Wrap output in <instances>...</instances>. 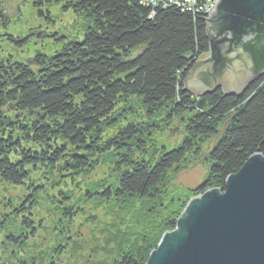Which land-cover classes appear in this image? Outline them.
<instances>
[{
    "label": "trees",
    "instance_id": "16d2710c",
    "mask_svg": "<svg viewBox=\"0 0 264 264\" xmlns=\"http://www.w3.org/2000/svg\"><path fill=\"white\" fill-rule=\"evenodd\" d=\"M32 4L45 24L53 23L49 9L61 6L85 27L81 39L5 34L17 50L47 37L54 46L28 60L0 58V181L21 187L30 170L71 174L95 169L101 156L113 159L112 180L98 195L160 202L143 214L144 252L124 250L115 263L145 264L191 197L223 188L250 156H264V75L239 96L184 92L187 74L209 52L203 12L153 8L142 0ZM10 23L0 9V31ZM177 130L176 147L157 144V137ZM189 157L201 158L205 178L164 205L169 174L187 169ZM155 206L164 213L159 223L152 221Z\"/></svg>",
    "mask_w": 264,
    "mask_h": 264
},
{
    "label": "rangeland",
    "instance_id": "374dc122",
    "mask_svg": "<svg viewBox=\"0 0 264 264\" xmlns=\"http://www.w3.org/2000/svg\"><path fill=\"white\" fill-rule=\"evenodd\" d=\"M0 9L11 22L6 33L0 31V58L28 60L35 52L54 46L50 38L37 37L38 42L17 50L5 34L18 38L31 32L81 39L85 27L81 17L62 11L61 6L49 9L51 24L39 19L32 0H0ZM181 137V130L167 131L157 137V144L170 150ZM96 160L95 169L71 174L30 170L33 190L29 181L21 187L0 181V264H115L124 250L144 252L148 217L143 214L160 202L109 200L98 195L97 190L112 180L114 170L113 159L101 156ZM189 160L187 169L169 174L164 205L183 197L205 178L201 158ZM155 208L152 221L159 223L164 213L161 207Z\"/></svg>",
    "mask_w": 264,
    "mask_h": 264
},
{
    "label": "water",
    "instance_id": "95a60500",
    "mask_svg": "<svg viewBox=\"0 0 264 264\" xmlns=\"http://www.w3.org/2000/svg\"><path fill=\"white\" fill-rule=\"evenodd\" d=\"M205 26L209 52L184 92L243 94L264 75V0H218ZM145 264H264V156L253 154L223 188L190 199Z\"/></svg>",
    "mask_w": 264,
    "mask_h": 264
},
{
    "label": "built area",
    "instance_id": "2783aa9c",
    "mask_svg": "<svg viewBox=\"0 0 264 264\" xmlns=\"http://www.w3.org/2000/svg\"><path fill=\"white\" fill-rule=\"evenodd\" d=\"M142 2L153 8L175 6L183 11L203 12L207 15L209 11L213 10L218 0H142Z\"/></svg>",
    "mask_w": 264,
    "mask_h": 264
}]
</instances>
